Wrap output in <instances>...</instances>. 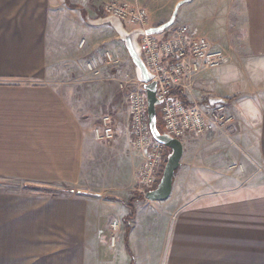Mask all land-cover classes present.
Wrapping results in <instances>:
<instances>
[{"label":"crops","instance_id":"obj_1","mask_svg":"<svg viewBox=\"0 0 264 264\" xmlns=\"http://www.w3.org/2000/svg\"><path fill=\"white\" fill-rule=\"evenodd\" d=\"M108 1L68 0L89 15ZM127 1L155 20L171 17L181 0ZM66 16L85 19L66 0H0V179L69 189L49 197L0 184V264H55L58 242L57 264H138V256L141 264H264V0H191L179 9L193 33L230 54L196 88L206 90L202 102L226 99L234 118L231 140L182 141L177 174L184 167L202 187L184 203L174 195L177 174L165 201H149L139 189L142 158L132 148L127 109L115 138L101 142L95 121L45 82L50 44ZM72 188L84 194L70 197ZM71 241L84 243L73 260L64 244Z\"/></svg>","mask_w":264,"mask_h":264},{"label":"built area","instance_id":"obj_2","mask_svg":"<svg viewBox=\"0 0 264 264\" xmlns=\"http://www.w3.org/2000/svg\"><path fill=\"white\" fill-rule=\"evenodd\" d=\"M102 14L116 16L133 29H143L144 34L139 38L142 56L153 74L152 81L157 83L156 96L160 101L164 131L181 141L188 135H219L232 139L234 118L227 105H203L195 93L196 81L203 72L230 63L228 52L218 48L205 36L193 33L187 24L173 25L162 34H147L146 30L152 27L150 11L127 0H109L103 6ZM239 38L243 40L244 34L241 33ZM85 43L83 39L80 47ZM104 61L119 64V59L109 51L105 53ZM87 69L95 74L100 73L99 62L91 59L87 62ZM119 86L125 93L132 148L142 158L138 172L139 189L146 193L159 182L161 170L167 161L166 147L152 136L145 84L134 75L121 80ZM94 135L101 142H110L115 138V124L111 116L102 117L94 128ZM70 194L80 196L84 192L72 188ZM113 228L118 229L117 222H113ZM111 241L114 246L116 234Z\"/></svg>","mask_w":264,"mask_h":264},{"label":"rangeland","instance_id":"obj_3","mask_svg":"<svg viewBox=\"0 0 264 264\" xmlns=\"http://www.w3.org/2000/svg\"><path fill=\"white\" fill-rule=\"evenodd\" d=\"M99 15L103 14L98 12L96 15H90V17L97 18ZM169 19L170 17L165 19L157 18L154 20L151 15V24L158 26ZM60 20L65 21L66 27L63 33L56 32L52 38V43L48 51L46 77L44 78L45 82L55 86L66 96L70 97L72 106L76 108V110L83 111V115L85 114L86 117H90L96 124L101 121L102 117L109 115L112 117L114 124L116 121L115 125H123L126 120L125 93L120 89L119 83L127 76L132 77L135 75L132 62L124 43L117 39V33L110 25L92 26L87 23L86 19L79 20L73 16H66ZM182 24L187 23L178 16L174 26ZM126 25L128 29L132 28L128 24ZM59 30L58 28L57 31ZM83 39L86 43L83 47H80V42ZM108 51L112 52L119 59V64H107L104 61V55ZM91 59H96L99 62L100 73L95 74L87 69V62ZM203 73L201 75H203ZM204 91L206 90L197 86L195 92L197 94L196 97L198 98V95H201L200 93ZM200 102H202V100ZM202 104L208 105L209 103L207 101L202 102ZM157 112L161 117L160 105H157ZM213 138L214 137L211 138L210 136L211 141H215ZM166 150L168 149L166 148ZM217 154L218 152L212 153V155ZM215 164L217 163L215 162L213 165ZM184 169V167L181 168L177 174V184L174 190L175 197L180 199L181 203H184L186 198L192 196L193 193L197 191V188H202L197 186L200 180L198 178H191L189 176L190 173L186 172L187 170ZM0 184L3 186L8 184L12 187L23 188L27 190L28 193L29 191H31L30 193L38 192V194L35 195L46 196L45 194H47L49 197L66 195V191L69 190L67 189L68 187H38L22 181H5L4 179H0ZM157 185L154 188H156ZM36 189L38 191H34ZM180 196H182V198ZM70 197H73V195L71 194ZM142 218L143 217H141L140 220H142ZM154 218V223L159 224L160 220L158 216L155 215ZM64 244L65 246H69L66 252L68 250L71 251L72 260L74 253H78L80 246L84 245V243L75 241ZM26 245H28L27 249H29L28 252H30L29 245H31V243H24V250H26ZM41 245H46V243H42ZM62 245V242H58L54 246V248H56L55 264L59 263V261L61 263L63 262ZM119 246H122V243H119ZM44 247H40L39 251ZM51 248L52 246L48 245V249ZM134 252L135 254L137 253L136 246ZM156 253L157 251L154 252V255ZM138 260L140 261L138 264H141L142 260L139 259V256ZM43 262H46V259L40 258V264Z\"/></svg>","mask_w":264,"mask_h":264},{"label":"water","instance_id":"obj_4","mask_svg":"<svg viewBox=\"0 0 264 264\" xmlns=\"http://www.w3.org/2000/svg\"><path fill=\"white\" fill-rule=\"evenodd\" d=\"M191 0H181L177 3L170 19L158 26H152L146 30L147 34H162L165 30L174 25L180 7ZM87 23L92 26L110 25L117 33V39L124 43L129 54L130 60L138 81L145 84L148 101V118L152 136L155 140L163 144L167 150V161L163 170L162 177L156 188L146 191L145 198L149 201L167 200L174 186L176 170L181 166L184 154L183 142L170 135L166 131H160L157 125V105L160 101L157 99V83L152 81L153 74L146 66L139 38L144 34L142 28L128 29L126 25L116 16L99 15L97 18H91L89 14L85 17ZM210 105L217 103L227 104L228 101L219 97H208Z\"/></svg>","mask_w":264,"mask_h":264},{"label":"trees","instance_id":"obj_5","mask_svg":"<svg viewBox=\"0 0 264 264\" xmlns=\"http://www.w3.org/2000/svg\"><path fill=\"white\" fill-rule=\"evenodd\" d=\"M66 1H67V4H68L71 8H77V9H80V11H81L82 15L84 16V18L86 17V15H87V11H86L84 8H81V7H79V6H76V5L70 4V3L68 2V0H66ZM157 121H158V122H157V125H158V128L160 129V131H164L163 126H162V122H161V117L159 116L158 112H157ZM165 164H166V163H165ZM164 167H165V165L163 166V168H162V170H161L160 178L162 177ZM178 169H179V168H178ZM178 169L176 170L175 176H176V174H177V172H178ZM159 180H160V179H159ZM174 180H175V179H174ZM158 183H159V182H158ZM137 200H144V197H143V196H140V197L137 198ZM132 202H133V201H132ZM134 216H135V209L132 208V213H131L130 217H131V218H134Z\"/></svg>","mask_w":264,"mask_h":264}]
</instances>
